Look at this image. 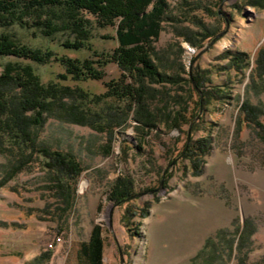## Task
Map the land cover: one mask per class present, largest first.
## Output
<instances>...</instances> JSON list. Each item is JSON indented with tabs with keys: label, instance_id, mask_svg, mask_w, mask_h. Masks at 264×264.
<instances>
[{
	"label": "rangeland",
	"instance_id": "374dc122",
	"mask_svg": "<svg viewBox=\"0 0 264 264\" xmlns=\"http://www.w3.org/2000/svg\"><path fill=\"white\" fill-rule=\"evenodd\" d=\"M167 4L155 43L157 58L165 65L162 71L187 79L192 67L206 70L211 82L206 81L204 89L213 94L211 104L197 105L203 89L191 82L165 88L154 84L163 93L155 105H167V111L186 107L188 115L196 116L182 130L160 124L147 135L131 117L125 128L116 130L110 153H106L107 133L49 118L39 129V142L79 157L85 170L77 183V197L66 217L49 220L28 212V207L42 208L54 201L44 188L47 174L33 166L9 179L0 188V264H82L81 245L96 225L104 241L103 264H157L156 221L184 206L196 219L186 228L188 236L198 239L202 232L205 243L203 252L186 264H238V255L247 264H264V138L242 110L246 102L257 107L264 124V77L253 71L264 47V7L248 5L247 0H167ZM115 33L112 26L96 29L93 50L112 52L117 46ZM55 42L51 46L60 54L79 58L95 54L56 47ZM242 53L246 60L238 69L231 58ZM4 62L0 58V74ZM36 68L43 81L65 72L56 62ZM104 71L102 80L64 83L103 93L105 82L121 75L113 62ZM218 87L227 96L217 97L213 89ZM197 121L198 129L192 133L190 127ZM191 136L210 139L208 153L195 165L184 156ZM6 162L0 155V164ZM2 172L0 166V181ZM124 176L132 181V194L111 200L112 187ZM185 226L172 225L174 230L167 231L178 236L185 234Z\"/></svg>",
	"mask_w": 264,
	"mask_h": 264
},
{
	"label": "trees",
	"instance_id": "16d2710c",
	"mask_svg": "<svg viewBox=\"0 0 264 264\" xmlns=\"http://www.w3.org/2000/svg\"><path fill=\"white\" fill-rule=\"evenodd\" d=\"M247 4L263 8L264 0H247ZM167 5V0H0V58L5 59L0 74V155L7 159L0 164V188L24 169L38 166L47 174L44 188L54 200L42 208L28 207L29 214H44L53 221L66 217L85 170L74 153L39 142V129L49 118L107 133L106 153H110L116 130L125 128L131 117L147 135L160 124L182 130L196 116L188 115L186 107L167 111V105H155L157 95L163 93L154 84L165 88L183 80L191 82L203 89L197 105L211 104L213 94L204 89L205 82H211L206 70L192 67L187 79L162 71L165 65L157 58L155 43L163 30ZM108 26L115 27L117 46L112 52L94 51V31ZM55 40L56 47L95 54L85 58L60 54L51 46ZM245 60L244 53L233 56L231 65L239 69ZM55 62L65 72L43 81L36 67ZM112 62L119 66L121 75L105 82L103 93L64 83L68 79L102 80L105 67ZM253 71L264 77V47L257 54ZM213 90L217 97L227 96L221 87ZM242 106L264 138L261 110L248 102ZM198 124H192V133ZM209 148V138L193 140L191 136L184 156L195 165ZM132 192V181L119 177L109 198L125 200ZM232 246L228 248L232 250ZM237 249L241 251V245ZM103 250L102 230L96 225L88 242L81 245L82 264H103ZM237 258L238 264H247L240 255Z\"/></svg>",
	"mask_w": 264,
	"mask_h": 264
},
{
	"label": "crops",
	"instance_id": "0c3cea01",
	"mask_svg": "<svg viewBox=\"0 0 264 264\" xmlns=\"http://www.w3.org/2000/svg\"><path fill=\"white\" fill-rule=\"evenodd\" d=\"M168 213V212H167ZM163 213L166 216H160V219L156 221L158 227L156 229L159 234L158 239L155 242V252L157 254V264H186L193 256H196L204 247V239L202 232L199 234V238L195 239L188 236V225L196 222L194 219L193 210L187 207H178L171 212ZM203 221V217L200 222ZM185 225V234L181 233L178 236L169 234L168 229L174 230L172 225ZM168 230V231H167ZM166 231V232H165ZM175 249V250H174ZM173 250V251H172ZM175 253L173 257L167 255ZM159 258V259H158ZM172 258V259H171ZM151 264H155L151 262Z\"/></svg>",
	"mask_w": 264,
	"mask_h": 264
},
{
	"label": "built area",
	"instance_id": "2783aa9c",
	"mask_svg": "<svg viewBox=\"0 0 264 264\" xmlns=\"http://www.w3.org/2000/svg\"><path fill=\"white\" fill-rule=\"evenodd\" d=\"M58 240H60V239L58 238Z\"/></svg>",
	"mask_w": 264,
	"mask_h": 264
}]
</instances>
